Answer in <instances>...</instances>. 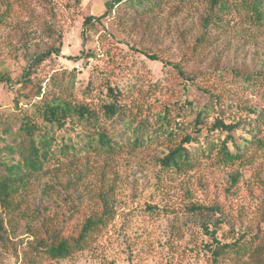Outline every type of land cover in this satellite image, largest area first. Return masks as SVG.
Returning <instances> with one entry per match:
<instances>
[{
	"label": "rangeland",
	"instance_id": "obj_1",
	"mask_svg": "<svg viewBox=\"0 0 264 264\" xmlns=\"http://www.w3.org/2000/svg\"><path fill=\"white\" fill-rule=\"evenodd\" d=\"M111 2L0 0V75L9 78L8 83L0 81V132L1 121L16 112L15 99L21 110H30L25 101L35 102L38 88L44 98L62 94L92 105L100 102L107 84L131 88L125 103L143 107V115L149 108L152 122L160 109L173 105L170 113L175 114L174 104L185 100L193 105L185 112L186 122L213 104L203 129L216 114L231 121L244 116L245 107L264 113L263 87L242 82L247 74L264 73V30L247 29L242 34L235 27L240 26L236 17L226 16L233 29H222L216 42L194 50L204 7L193 15L166 10L147 29L119 23L114 11L83 26L87 16L99 17ZM43 52L49 54L29 67ZM72 78L76 89L70 93L66 86ZM171 147L160 139L123 152L104 175L115 190L112 222L89 250L51 264H211V241L192 218V204L217 206V216L222 210L223 216L209 228L222 242L246 228L260 229L264 236V149L239 167L204 162L195 171L175 174L157 163ZM24 239L0 241V264H22Z\"/></svg>",
	"mask_w": 264,
	"mask_h": 264
},
{
	"label": "trees",
	"instance_id": "obj_2",
	"mask_svg": "<svg viewBox=\"0 0 264 264\" xmlns=\"http://www.w3.org/2000/svg\"><path fill=\"white\" fill-rule=\"evenodd\" d=\"M11 7L6 6L10 11ZM200 7H204L198 16L202 33L194 50L216 42L222 29H233L226 16L236 17L240 26L235 27L242 34L247 29L264 30V0H112L104 14L87 16L83 26L114 11L119 23L147 29L166 10L173 15H193ZM48 54H36L29 67ZM0 81L8 83L9 78L0 75ZM242 82L250 88L263 87L260 94L264 98V73L247 74ZM75 85V78L68 80L70 93ZM89 89L87 83L83 93ZM130 91L107 84L100 102L92 105L62 94L44 98L38 88L37 100L25 101L30 110H21L15 99V114L1 121L0 241L24 236L22 264L67 260L94 245L115 216V190L105 171L125 151L135 152L163 139L173 147L157 159L158 166L165 172L186 174L204 162L218 168L239 167L264 149V113L256 107H245V115L231 121L224 120L223 113L216 114L203 129L204 117L213 111V104L198 110L193 122H186L185 112L193 105L185 100L174 104L175 114L170 113L173 105L160 109L152 122L149 108L143 115V107L125 103ZM238 175L237 169L232 178ZM217 209L190 206L192 218L198 219L199 228L211 241V264H264L261 230L246 228L222 242L216 230L209 229L224 214L219 210L215 215Z\"/></svg>",
	"mask_w": 264,
	"mask_h": 264
}]
</instances>
